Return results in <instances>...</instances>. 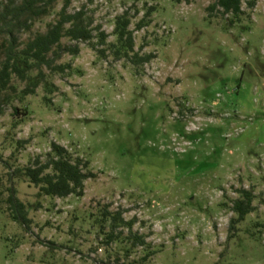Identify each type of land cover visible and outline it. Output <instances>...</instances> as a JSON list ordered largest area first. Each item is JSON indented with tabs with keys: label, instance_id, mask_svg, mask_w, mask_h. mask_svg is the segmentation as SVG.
Listing matches in <instances>:
<instances>
[{
	"label": "rangeland",
	"instance_id": "rangeland-1",
	"mask_svg": "<svg viewBox=\"0 0 264 264\" xmlns=\"http://www.w3.org/2000/svg\"><path fill=\"white\" fill-rule=\"evenodd\" d=\"M11 2L21 0H0V11ZM70 2L108 44L117 41L116 17L130 12L135 51L155 58L136 67L80 43L78 56L57 62L64 74L46 71L52 95L41 85L22 99L26 84L16 79L0 95V264H264V0L244 4L238 18L211 19L214 0ZM65 3L28 30L17 26L18 46L46 33ZM53 142L97 175L83 198L43 197L14 175L45 160ZM12 185L27 229L8 209ZM241 189L253 193L255 211L231 232ZM118 212L134 221L132 233L112 228L106 215ZM131 234L147 245L134 248Z\"/></svg>",
	"mask_w": 264,
	"mask_h": 264
},
{
	"label": "trees",
	"instance_id": "trees-1",
	"mask_svg": "<svg viewBox=\"0 0 264 264\" xmlns=\"http://www.w3.org/2000/svg\"><path fill=\"white\" fill-rule=\"evenodd\" d=\"M58 1L21 0L19 5L11 2V5L0 11V38L3 40L0 45V95H9V91L14 89L12 83L15 79L26 84V88L21 94L22 99L35 95L41 85L49 95H52L58 91V88L48 81L46 71L64 74L68 66L58 65L57 62L63 55L78 56L80 43L90 45L101 58H105L106 52L112 50V54L117 60L126 59L136 67L144 66L155 58L153 54L140 56L135 51L134 34L130 29L132 25L130 12L127 11L116 17L113 35L117 41L115 44H108V35L102 31V26H94L95 20L86 12L85 8L74 13L69 12L70 0H66L62 10L58 13L57 20L49 25V30L46 33L37 34L28 40L24 47H19L15 28L20 26L28 30L35 21L48 16ZM174 1L179 3L182 0ZM184 1L188 2L189 0ZM257 2L258 0H214V3L207 9L210 13L209 19L213 18L212 14L214 13L222 17L231 15L238 18L243 14L242 6L244 4L249 9H254ZM153 11L151 9L137 24L138 31L148 24ZM63 40L76 44L63 45ZM98 47H106V49L97 50ZM6 99L9 97L6 96ZM46 101L49 100L46 99ZM3 113L4 109L0 105V116ZM27 144L26 141L18 142L20 148ZM90 166L89 161L74 156L67 148L53 142L45 160L38 157L27 167L17 169L14 175L23 176L30 185L39 190V195L43 197L53 199H67L72 196L83 198L86 181L97 178ZM8 192L7 205L13 220L27 229L31 222L28 218L26 205L18 198L14 185L9 188ZM237 194L239 197L233 200L231 207V212L236 216L230 222L231 232L255 211L253 205L255 197L252 192L241 189ZM106 216L111 217L113 229L127 227L129 232L132 231L134 221L126 222L122 212ZM108 238L110 242L117 240V236H114L113 232ZM128 239L134 248L147 245L146 238L137 234H131ZM229 239H232V236ZM149 256H146L142 261H146Z\"/></svg>",
	"mask_w": 264,
	"mask_h": 264
}]
</instances>
